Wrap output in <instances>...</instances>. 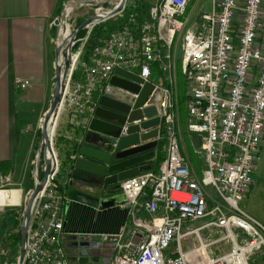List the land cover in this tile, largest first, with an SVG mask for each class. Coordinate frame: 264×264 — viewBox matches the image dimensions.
<instances>
[{
	"label": "built area",
	"instance_id": "built-area-1",
	"mask_svg": "<svg viewBox=\"0 0 264 264\" xmlns=\"http://www.w3.org/2000/svg\"><path fill=\"white\" fill-rule=\"evenodd\" d=\"M192 1L160 0L142 22L132 13L87 61L81 46L73 57L61 108L70 117L72 143H78L79 130L86 128L116 68L155 84L161 95L158 99L154 92L143 108L157 107L164 160L158 171L121 185L126 202L120 208L129 215L144 211L150 219L135 220L136 245L124 230L100 235L114 249L108 261L97 264H264V226L239 206L254 184L264 137V0H220L219 10L213 0V11L187 29ZM181 37L190 97L187 128L201 137L198 154L206 165L201 178L182 154L174 83L152 81L155 67L162 73L174 70L172 47ZM16 85L24 90L31 82L18 79ZM126 93L135 99L134 110L139 94ZM59 170L60 164L31 212L24 264H75L63 239L68 196L58 182ZM9 181L0 177V191ZM208 187L218 199L208 195ZM194 223L199 225L190 227ZM190 238L196 244L186 248Z\"/></svg>",
	"mask_w": 264,
	"mask_h": 264
},
{
	"label": "crops",
	"instance_id": "crops-1",
	"mask_svg": "<svg viewBox=\"0 0 264 264\" xmlns=\"http://www.w3.org/2000/svg\"><path fill=\"white\" fill-rule=\"evenodd\" d=\"M59 1L0 0V177H10V179H13L14 184L19 182L20 178L24 176L28 175L30 177L28 170L33 163L31 149L35 135H31L34 130H31L33 126L31 122H28L26 115L30 113L32 106L38 103H43L46 106L40 116L45 115L52 103L53 88H55V50L57 48L56 32L58 27L56 20L59 17L57 15ZM159 2L156 0L153 5H149L148 10L150 11V8ZM148 3H151V0H147L145 6ZM215 8L219 10L220 0L216 2ZM200 11L201 9L197 6L191 8L189 17H195L194 25L188 26L187 29H195L194 26L197 24L198 16L203 13ZM148 16L149 12H146L144 17L147 19L145 20L149 19ZM18 79L29 80L31 85L24 90L19 89L16 85ZM39 118H37L36 122H38ZM89 129V127L80 129L78 137H84ZM56 130L58 161L61 167L63 165L58 179L60 186L67 193L69 191H77L83 193V195L86 194L93 198H98L101 204L99 203L100 206L96 210H104L111 207H106L104 203H113L112 207L125 204L126 198L122 191L118 193L114 191L108 192L115 188L116 185L121 187L123 182L103 188H91L84 185V183L69 185L72 180V170L70 168V161H72V157H70L72 152L70 136L72 135V130L70 117L67 112H63L60 115L58 129ZM157 148L151 151L156 152L155 158L140 167L142 170L141 174L145 168L154 165L157 158ZM262 149H264V137L260 150L262 151ZM184 157L190 163L197 178H200L206 169L204 159L199 154H196V160L190 161L186 152ZM66 163L69 164L66 166ZM202 166H204V170ZM5 187L3 189L9 193L8 198L10 199L13 193L11 189ZM252 188L249 191H252ZM72 203L75 202L68 198L64 211L68 212V208ZM17 207H19L18 202L16 204L8 202L0 206V215H2V218L0 217V237L4 236L9 230L6 225L9 224L10 215L14 214L10 211ZM7 215L8 218L5 220ZM138 217L145 221L150 219V216L144 211L133 210L132 215H129L128 218L129 223L126 222L127 224L123 229L126 233V239L131 241L133 245H136L139 241L137 237L133 241L131 239V230ZM94 236L96 235H79L78 248H74V244H76L74 240H64L65 246H69L68 252L72 254L70 255L72 260L76 259L74 260L75 264H85L90 257L98 261L101 258L105 261L110 259L113 254L114 243H105L103 236L100 235L97 236L102 238V240L99 243L93 242Z\"/></svg>",
	"mask_w": 264,
	"mask_h": 264
},
{
	"label": "water",
	"instance_id": "water-1",
	"mask_svg": "<svg viewBox=\"0 0 264 264\" xmlns=\"http://www.w3.org/2000/svg\"><path fill=\"white\" fill-rule=\"evenodd\" d=\"M84 4L97 7L94 12L76 29L69 38L62 43L58 39L55 50V88L49 109L44 115L41 125V146L38 159L35 161V185L31 191L24 210L20 227L21 246L17 264H24L30 231L31 215L34 204L45 189L49 178L55 173L59 161L54 149V130L51 129L54 121L61 115V108L73 69V50L79 35L90 30L96 25L120 15L124 12L127 0H119L115 7L110 6V0L100 3L98 0L85 1ZM110 10L111 15L98 22L95 16L104 10ZM203 13L198 16L197 24H201ZM57 26L64 25L60 19L56 20ZM68 50V56L64 64H61V55ZM140 84L145 86L142 88ZM139 94L134 110L131 104L135 99L126 92ZM158 90L155 84L145 83L137 74L127 70L116 68L114 76L106 87L104 94L99 98L97 107L93 114L88 117L86 128H90L84 137H78V149L70 161L71 182L87 185L91 188H103L113 186L127 181L130 178L141 174V166L152 161L156 152H151L159 145L157 139L160 135L161 118L158 116L156 106L144 107L149 97ZM143 108V110H140ZM140 124H133L135 121L143 120ZM126 125H128L126 127ZM57 126V125H56ZM126 127V128H125ZM83 128V129H86ZM56 131V130H55ZM50 152L49 157L43 156L45 150ZM43 156L42 178L39 175L37 163L41 162ZM116 187H119L116 185ZM112 188L111 190H113ZM108 191V192H111ZM71 201L97 209L100 200L77 191L67 193ZM100 203V204H99ZM103 204V203H102ZM106 207L113 206V203H104ZM79 235H65L64 240H74V248H78ZM98 263L97 259H94Z\"/></svg>",
	"mask_w": 264,
	"mask_h": 264
},
{
	"label": "rangeland",
	"instance_id": "rangeland-1",
	"mask_svg": "<svg viewBox=\"0 0 264 264\" xmlns=\"http://www.w3.org/2000/svg\"><path fill=\"white\" fill-rule=\"evenodd\" d=\"M85 1H87V0H69V1H67L64 4V8H63L62 13L57 18V19H60L64 25H67L70 33H73L77 29V19L84 17V16H87V18H88L94 12V10L97 8L95 6L84 4ZM88 1H91V0H88ZM107 1L108 0H99V2H101V3H105ZM113 1L119 2V0H112V2L110 0V3H111L110 6L111 7L116 6L113 4ZM146 1L147 0H127L126 7H128L129 10L132 11L135 9V5L137 3H140V2L146 3ZM155 1L156 0H151V3H148V5L146 4L147 6H145V4H144L143 12L144 11L149 12V10H148L149 5H153L155 3ZM215 1L218 2L219 0H215ZM158 2H159V0H158ZM194 6L199 7L201 9L200 12L211 13L213 11V0H193L190 4V10ZM68 9L70 10L69 13H67ZM109 10H111V9H109ZM190 10H189V13H190ZM105 11H107V10L101 11V13L105 12ZM124 12H125V10H124ZM124 12H122L120 15H118L116 17L109 19L110 21L108 23L109 24L108 27L116 28L118 26V24L121 22V19L124 18V16H125ZM189 19H190V21L188 22L187 25L193 26L195 17L194 16L192 18L189 17ZM102 23H105V22H102ZM95 27H93L90 30V32ZM104 28H105L104 26L102 28H100V30H102L104 32L103 37H102L103 40L106 36V35H104L106 32V29H104ZM62 29H63L62 26L57 27L56 43H57L58 39H60ZM90 32L87 35V37L84 39L81 47H86L85 46L86 45L85 40L89 38ZM172 53L174 55V62H175L174 63V65H175L174 70L171 72L170 71L164 72L165 73L164 76H165V81H166V85H165L166 87L170 86L171 81L174 83L172 88L174 90V96H175V88L177 85V66H178V63L180 61L182 62V57H183L182 56V53H183L182 37L180 39L179 38L176 39V41L172 47ZM73 54L75 55L76 53L73 52ZM187 84H188V82H187ZM156 98L161 99L160 93H157ZM175 100H176V97H175ZM45 107L46 106H44L43 103L35 104L34 106H32L30 113L28 115H26L28 122L29 123L31 122V125L33 126V128L31 130H34V131L31 133V135H35L34 141L32 144V149H31V153H32L31 157H33V159H32L33 163L29 167V170H28L30 177H28V175L24 176V177L20 178L19 182L15 183V184L13 183V179L12 178L10 179V177H8V179L10 181L6 185V187L4 186L7 189H11L12 193L15 191L18 192V197H19L18 198V200H19L18 206L19 207L14 208L13 211H10V212H13L14 214L10 215L9 224L6 225V227H9V230L4 234V236L0 237V264H17V261H18L20 245L16 246V244L14 243V240L9 239V237L11 235H14V234H17L20 232V227H21V223H22L24 210H25V207L27 204V200H29L28 197H29L31 191L34 189L35 172H36L34 162L38 159V154H39V150H40V146H41V142H40L41 141V135H39V132H40V128L42 125V120L44 118V114L42 116H40V115H41L42 111L45 109ZM176 114H177V122H178V129H179V135H180L179 139L181 141V148H182L183 156H185V152L187 151V144H190L192 146V148L194 149V152L196 154H198L200 151V146H201V143H200L201 137L198 134L190 133L188 131V128H187L188 114H187V121L186 122L182 121L180 114L177 110H176ZM38 117H40V118H39L38 122H36ZM56 129H58V123H57ZM56 137H57V130L55 131L53 139H54L55 153L57 155V159L59 160L58 149L56 146ZM260 151H259L260 154L258 153V160L255 163L256 170H255L254 175H253L254 182H255L254 187L252 188V191H250L249 194H247L245 196V198H243L239 202V206L248 215L253 217L255 220H257L258 222H260L264 226V149H262L261 152ZM42 166H43V156H42V160L40 162V168H39L40 172L42 170ZM202 168L204 170V166H202ZM196 172H197V170H196ZM200 178H201V176H200ZM29 182H30V184H29ZM29 189H31V190H29ZM206 192L208 193V195H210L211 198L218 199V194L216 193V191L213 188L208 187L206 189ZM11 209H13V208H11ZM0 217L2 218V215H0ZM7 218H8V215H7L5 220H7ZM198 225H199L198 223H196V224L194 223V225H192L190 227L194 228ZM101 240H102V238H100L97 235L93 237V242L99 243ZM185 243H187L186 248H188V247H191L192 245L196 244V241L194 239L190 238V239H187ZM225 248L228 249L229 247H225ZM66 249H67V251H69V246L66 247ZM85 264H97V263H95L94 260L90 257V259Z\"/></svg>",
	"mask_w": 264,
	"mask_h": 264
},
{
	"label": "trees",
	"instance_id": "trees-1",
	"mask_svg": "<svg viewBox=\"0 0 264 264\" xmlns=\"http://www.w3.org/2000/svg\"><path fill=\"white\" fill-rule=\"evenodd\" d=\"M69 1V0H60L59 4L57 7V15L60 16V14L63 11L64 4ZM145 3H137L135 5V9L130 11L128 7L125 9V16L123 19H121V22L118 24L116 28H111L108 27V23L110 20H108L105 23H101L97 25L89 35V38L86 42V47H84L82 59L84 61H87L89 59V56L92 54L93 50L101 45L104 40H106L111 33L115 31L121 30L127 23L129 16L132 15V13H137L138 14V19L139 22L144 21L147 19L144 17L146 16V12H143V7ZM190 7L188 8V13H189ZM87 19V16L81 17L77 19V29L78 27ZM105 27L106 32L104 35L105 38L103 40V31L100 30V28ZM108 28V29H107ZM88 35V30L82 32L78 39L77 43L74 46L73 52L76 53L80 46H82V43L84 39ZM152 81L161 83V85L165 86L166 81H165V76L162 71L158 69V67H155L153 69L152 73ZM175 109L179 112L180 117L183 122L187 121V114H188V105L190 102V97H189V88L187 84L186 77L184 76L182 72V62L180 61L177 66V85L175 88ZM57 125V124H56ZM56 128V127H55ZM39 135H41V130L39 132ZM71 142V141H70ZM163 146L164 142L160 140L159 145H158V152H157V158L155 160L154 165L149 166L148 168H145L143 172L146 171H157V169L160 167L162 164L165 154L163 153ZM78 149L77 143H72V152L71 156H75V153ZM187 157L189 158L190 161H195L196 160V153L194 152V149L190 144H187V151H186ZM66 163L65 165L67 166ZM63 165L61 167L60 165V172L62 171ZM40 177L42 178L43 174L42 171L39 172ZM60 176V175H59ZM59 179V178H58ZM120 187V186H119ZM119 187H115L113 190L115 193L121 192V189ZM129 218V212L126 209H121L120 205L114 206V207H109L104 210H96L92 209L89 207H86L84 205L78 204V203H72L69 208L68 212H66V217H65V233L72 235L75 234H86V235H118L120 234L125 225L127 224ZM9 239H13L14 243L17 245L21 246V236L20 232L14 235H11Z\"/></svg>",
	"mask_w": 264,
	"mask_h": 264
},
{
	"label": "bare ground",
	"instance_id": "bare-ground-1",
	"mask_svg": "<svg viewBox=\"0 0 264 264\" xmlns=\"http://www.w3.org/2000/svg\"><path fill=\"white\" fill-rule=\"evenodd\" d=\"M88 1V0H87ZM99 1V0H98ZM111 2H112V0H111ZM101 3V2H100ZM119 2H114L113 1V4L114 5H116L117 6V4H118ZM111 4V3H110ZM67 8V7H66ZM74 8V7H73ZM72 10V9H71ZM79 10V9H78ZM69 9L67 10V13H69ZM111 13L112 12H110V10H107V11H105V12H99L96 16H95V20L98 22L99 20H101V19H106L107 17H109L110 15H111ZM67 23V22H66ZM71 35V33H70V31H69V28L66 26V28L64 29H62V31H61V36H60V43H62L63 41H65V40H67L68 38H69V36ZM68 56V50H66L65 48H64V50H63V52H62V55H61V64L63 65L64 64V62H65V60H66V57ZM56 124H57V120L56 121H54V123H53V126H52V129H51V134H53L52 132H53V129H55V127H56ZM54 132H55V130H54ZM43 156H45V157H49V155H50V152L46 149L44 152H43V154H42ZM37 168H38V171L40 170L39 168H40V162H38L37 163ZM119 188H121V187H119ZM122 195V194H121ZM8 196H9V193L7 192V191H0V205L2 206V205H4V204H6V203H10V204H16L17 202H18V193L17 192H13V195H12V197H10V199L8 198ZM139 218V217H138ZM130 220V219H129ZM129 223V222H128ZM127 228V227H126ZM125 228V229H126ZM90 251V250H89ZM101 253V252H100ZM70 255H72V254H70ZM91 256V255H90ZM107 257V256H106ZM109 257V256H108ZM102 259V258H101ZM74 260H76V259H74ZM91 263V262H90ZM77 264V263H76Z\"/></svg>",
	"mask_w": 264,
	"mask_h": 264
}]
</instances>
